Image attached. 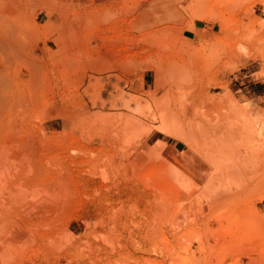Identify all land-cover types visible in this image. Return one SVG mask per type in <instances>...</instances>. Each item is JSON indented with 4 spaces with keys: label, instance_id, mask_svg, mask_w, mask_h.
<instances>
[{
    "label": "rangeland",
    "instance_id": "374dc122",
    "mask_svg": "<svg viewBox=\"0 0 264 264\" xmlns=\"http://www.w3.org/2000/svg\"><path fill=\"white\" fill-rule=\"evenodd\" d=\"M6 4L3 11L9 10L5 14L7 19L12 18L9 23L18 22L23 33L20 39L27 44L24 46L38 50L39 58V49L53 52L46 59L47 67L52 60L60 64V77L45 78L42 92L38 91L48 99L46 109L40 112L46 120L43 125L35 121L69 135L61 142L59 163L51 162V167L63 173L69 203L75 196L70 209L78 237L77 241L62 245L60 254L54 253L58 256L57 264H264V183L256 187L258 190L252 187L253 193H245L239 200L229 198L227 205L217 203L227 193L221 192L213 197L212 203L218 206L215 204L211 212L202 201L203 213L209 217L204 222L198 220L195 195H183L182 190L179 194L174 186L169 187L176 167L180 170L183 163L184 172L185 164L200 160L202 151H213L208 142L188 140L191 124L197 133L199 128L224 120L226 128L233 125L232 129L239 126L254 131L264 121V0H7ZM232 33L237 34L231 36ZM148 89L155 94L152 100ZM53 99L57 102L52 103ZM165 99L170 109H179L175 114L180 115L176 123L180 125L181 130L176 129L182 135L180 138L174 137L175 129H165V124L159 127L158 112ZM214 108L225 116L223 121L221 114L213 112ZM117 114L144 123L138 137L141 143L135 146L131 142L124 148V160L116 142L103 144L107 149L102 148L94 127L101 115H110L114 121ZM260 139L264 140V130ZM235 140L242 150L245 142ZM262 151L260 160H264ZM219 152L216 151L217 155ZM226 154L230 156L226 158ZM232 155V151L221 150L219 157L230 159ZM105 159L112 167L106 169L108 179L102 180L94 172V160ZM207 168L204 163L200 172ZM222 183L219 180L215 186ZM120 188L127 190L121 196L127 200L121 211L103 204L118 197ZM169 189L177 194V199L172 200L189 206L186 211L171 213L174 217L170 223L166 218L155 217L156 206L168 203ZM130 190L135 192L130 194ZM99 202L101 206L97 205ZM133 205H137L135 209ZM79 216L88 217L87 226L78 222ZM99 219L100 226L105 219L108 223L116 222L114 225L122 228L123 238L110 232L107 235L112 240L108 236L101 239L102 228H95ZM98 232L101 238L94 235Z\"/></svg>",
    "mask_w": 264,
    "mask_h": 264
},
{
    "label": "bare ground",
    "instance_id": "6f19581e",
    "mask_svg": "<svg viewBox=\"0 0 264 264\" xmlns=\"http://www.w3.org/2000/svg\"><path fill=\"white\" fill-rule=\"evenodd\" d=\"M5 2L7 3V0H0V264H57L58 256H56V254H54V253H57L58 251H60L61 248H63L62 245L66 244L68 242H71V240L72 241L76 240V238L78 237L75 235L76 228H75V225L72 224V221L73 220L75 221V218L72 214V210L70 209L71 206H73L75 203V202H73V201H75L74 200L75 196L74 197L72 196L73 199L70 197L72 200H71V203H69V199H67L65 196V193L68 194L67 189H65V186L67 188L68 184L65 182V178L63 177L64 175L61 171H57L56 169L54 170L53 169L54 166L51 167L52 166L51 162L58 160L57 163H59V154L61 152L60 146L62 144L61 142H63V139H65L69 135L65 134L64 132H61V131H59V132L54 131L53 130L54 128L52 129L51 126L47 127V124L43 127L40 124H36V122H39L42 124L46 120V119L40 117V112L45 110L47 105H48V99H46V96L39 93V92H42V90H41V88H42L41 85H43L42 82L45 78H48V77H49V79L52 80V78H50L52 75H53L52 76L53 78L60 77L59 76L60 75V64H58L59 62L57 63L56 61H53L51 59L52 60L51 66L47 67L48 65L46 64V59L51 58V56L54 54L53 52L47 51L46 49H39V52L42 53L40 58H39L37 53H36L38 50H35V48L34 49L33 48H26L27 44H23L22 38L20 39V35H23V33L20 32L18 22H16L15 25L12 22H10V23H12L10 25L8 19H12V18L7 19L6 15H5L9 10L6 11V13L3 11V5L6 4ZM49 4H47V5H49ZM50 5L52 6L53 4H50ZM4 8H6V7H4ZM240 9H242V8H240ZM242 11H243V9H242ZM1 12L5 16L2 15ZM11 12H13V11H11ZM14 19H13V22H15ZM16 21H18V17H17ZM16 24H17V26H16ZM225 32H226V30H225ZM25 33H26V31H25ZM235 34H237V33H234V35ZM234 35H233V33L231 34V36H234ZM228 36H229V34H228ZM228 36H225V37H228ZM228 50H230V49H228ZM229 52L227 51V53H229ZM57 54H55L56 57L61 55V54H58V56H57ZM59 58H61V56ZM60 60H62V59H59L58 61H60ZM66 62H64V60H63V63H66ZM63 67H65V66H63ZM70 69H71V67L68 70H70ZM160 69L161 68H159V72H160ZM68 70H66V71H68ZM161 71H163V70H161ZM164 71H165V68H164ZM169 71H170V68H169ZM67 74H69V73H67ZM164 75H166V74H164ZM148 90H150V89H148ZM147 93H148V95H150L149 91H147ZM151 94L152 95L149 98H151V100H152L153 96L155 94L152 91H151ZM54 102H57L56 99H53L52 103H54ZM163 103H164V101H163ZM166 103H167V100H166L165 104ZM165 104H163V109H161V111L158 112V114H159L158 116H159V120H160V123H158L159 127L161 125L163 126L165 124L167 127V128L165 127V129H168V128L169 129H175L174 131H176V132L173 133L174 137L180 138V137H182V135L179 134L180 132H178V130L179 131L181 130L180 125L176 124L178 121L177 117L179 118L180 115L177 116L175 114L176 113L175 111H179V109H175V110L170 109L169 103H167L168 105L167 104L165 105ZM155 105L158 106L159 104L158 105L155 104ZM157 109H159V108H157ZM214 109H212V110H214ZM213 112L217 113L218 111H216V109H215V111H213ZM218 113L221 114L220 112H218ZM196 115H198V114H196ZM204 115H207V114H205V112H204ZM204 115H202V117H205ZM193 116H195V114ZM200 116H201V113H200ZM221 116H222V114H221ZM221 116H219L220 119L223 117L225 118V116H222V117ZM216 117H218L217 114H216ZM216 117H215V119H216ZM133 118L132 117L129 118L128 115L123 116L122 114H117L116 116H114L115 120L111 121V120H113V118L110 117V115H101L100 119H99V124H97V126L95 124V126H94L96 128V131L94 130L95 133L98 134V136H100V138H101V141H100L101 143H99V144H101V145L107 144L108 145V144H113L116 142L118 145V148L120 147L119 148L120 149V154H119L120 158L123 159V154H124L123 149L124 148L129 147L131 142L135 146H138L141 143L140 139L138 137H139L140 132H141V127H144V126H141V123L142 124H144V123L138 122L141 120L136 121ZM205 118L207 119V116ZM229 119H231V118H229ZM92 120H94V117ZM187 120H188V118H187ZM187 120H185V123ZM221 120L223 121V119H221ZM96 121H97V119H96ZM201 121H203V120L201 119ZM65 122H66V120H65ZM191 122H193V121H191ZM218 122H220V121H218ZM224 122H226V120H224L223 122H221L219 124L213 125V126L202 127V128L198 127L200 129L199 133L195 132L196 129L193 130L192 124L190 125L191 127L188 128V132H187L188 140L189 141H198V140L200 141V139H201L205 142H208L209 143L208 148H212L213 151H210L209 153H208L209 149H208V151L206 150L207 153H205L206 151L205 152L202 151L203 154L199 155L201 157V159L200 160L197 159L194 164H191V163H190V165L185 164V166H187V168H185L184 172H182V170L184 169L183 163L180 167L182 170L181 169L179 170V168L176 167V169L173 171V175H172L173 180L172 179H171L172 181L170 180L171 183H170L169 187L174 186V188L176 189V191L179 194L182 190L183 195H189V194L195 195V197H196V206L195 207H196V211L199 214L198 220H200L202 222H204L205 219H207V217H208L207 215H204V213H203L204 205L202 204V201L205 202V204L208 206V208H207L208 211L211 212L213 210V207L215 206V204L217 205V203H221V202L222 203L224 202L223 204H226V203L229 204V200H232V201L239 200V197L241 195H244L245 193H246L245 195H247L248 193L250 194L252 192V191L250 192V190H253L254 187L255 188L258 187V185H260V183L261 184L264 183V160L259 159V154L262 151V149H264V143L260 144V141L264 142V140L260 139V132H261V130H264V121H262L260 128H258V130H254V131L250 130L249 128H248L249 131L243 130V128L241 129V127H239V126L238 127L234 126V129H232L233 125L231 126L230 124H229L230 125L229 128H226L223 125ZM198 123H200V122H198ZM206 123H207V121H206ZM234 125H237V124H234ZM185 126H186V124H185ZM156 128L158 129V127H156ZM176 129H178V130H176ZM90 133H92V132H90ZM250 133L253 134L252 138H250ZM92 136H94V135H92ZM236 138H240L242 140V142L243 141L245 142L244 147H242V150L240 149V146L237 143L238 140L237 141L235 140ZM189 141H187V142H189ZM202 144H203V142L201 143V145ZM119 145H121V146H119ZM134 145H131V147ZM102 148L107 149L106 145H103ZM203 148L205 150V146ZM206 148H207V146H206ZM218 150H220V152H221V150L232 151L234 155H232V157L230 159H225V158L223 159L222 157H219L220 152L217 155L216 151L218 152ZM262 152H264V151H262ZM228 155L229 154H226V158H228L227 157ZM260 155H262V154H260ZM97 156H99V155H97ZM221 156H222V153H221ZM105 157L109 158L108 155H105ZM61 161H62V159H61ZM94 161H95L94 169H96L97 171H94V170L93 171L96 172L97 175L101 176L102 180L108 179V178H106L107 177V172H106L107 170L106 169L108 166H111V164H109L108 160L105 159L104 162L96 161V160H94ZM176 161H178V160L176 159L175 162ZM204 163L208 165V168L205 170V172L202 173V172H200V170L203 168ZM69 167L70 166H68V168ZM55 168H57V167H55ZM71 169H72V171H74L73 166ZM115 171H113V172H115ZM110 172L112 173V170ZM113 174L114 175H112V174L111 175L115 177V173H113ZM116 175L118 176L119 174L116 173ZM116 178H119V177H116ZM219 180L223 181L222 185L215 186L217 181H219ZM118 182H119V180H118ZM228 183H230V185ZM119 184H120V182H119ZM262 185H264V184H262ZM262 185H261V188L264 187ZM252 187H253V189H251ZM261 188H260V190H261ZM73 190H74V192L72 191V194L75 195V187ZM256 190H258V189L256 188ZM256 190H254V191H256ZM126 191H127L126 189L119 190L118 191V193H119L118 197H116L114 200L110 199L111 201L109 203L106 201L107 203L104 202L103 204H107L111 207H116L115 209L121 211L124 203H126L125 201H127V200H125L124 197H121V196L125 195L124 193ZM168 191H169L167 194L168 199H169L168 203L166 205H162V203H161L160 206L157 204L159 207H161L160 209L158 206L155 205V202H154V206H156V208H158L156 210V214L157 213L158 214L155 215V217L156 218L158 217V218L157 219L155 218V219L159 220V216H160L161 218H166L167 219L166 221H169L168 223H170L171 218L173 220V217H174V216H171L172 215L171 213L176 214V212L180 209H183L186 211L189 208V206L185 202L181 203V202H176V201L172 200L174 197L177 196V194L172 189H169ZM223 191L227 192V193L222 194L223 199L221 198V201H219L217 203H214V202L212 203L213 197L219 196L220 193ZM68 192H69V190H68ZM134 192L135 191L132 190L130 192V194L131 193L133 194ZM162 194H163V192H162ZM153 195H154V193H153ZM260 195H262V193ZM155 196H156V194H155ZM155 196H153V197H155ZM163 196H160L161 199ZM160 197H159V199H160ZM133 198H136V197L133 196ZM155 198H153V199H155ZM176 199H177V197H176ZM243 201H245V200H243ZM246 201H248V200H246ZM145 202H146V200H145ZM130 203L135 204L137 202H135V203L130 202ZM187 203H189V202H187ZM89 204H91V203H89ZM132 204H130V205H132ZM223 204L221 206H224ZM97 205L101 206L100 202ZM136 206L133 205L131 207H134V209H135ZM230 206H232L231 203H230ZM93 207H94V205H93ZM110 209L112 211V208H110ZM87 211H85V212L87 213ZM96 211H98V210L96 209ZM131 212H132V210H131ZM197 212H196V214H197ZM89 214H90V212H89ZM86 215H88V214H86ZM95 215H93V217ZM140 215H141V213H140ZM108 217H110V216H108ZM111 217H113V216H111ZM115 217L119 218L120 216L116 215ZM168 217H170V218H168ZM87 218H88L87 216H79L77 220L80 224L84 223L85 224L84 226H87L88 225L87 224L88 222L86 221ZM108 219H111V218H108ZM113 220H114V218H113ZM98 222L100 224L98 223L99 225L95 226V228L96 227L102 228V230H103L102 234H104V237L101 238L102 236L100 235L101 233L99 234V232L97 234L93 233L94 235H97L101 239H104L108 236L107 234H110V232H111L112 235L116 234L120 238H123L122 234H124V233L122 231V228L121 229L117 228V225L116 226L114 225V224H116V222L111 223V221H110L108 223L105 219L102 221V224H103L102 226H100L101 225L100 219L98 220ZM165 223L167 224V222H165ZM93 224L95 225V223H93ZM132 224H135V226L137 225L134 222ZM124 225H125V223H124ZM158 226H159V224H158ZM92 227H93L92 230L95 229L94 226H92ZM136 227H138V226H136ZM139 228H140V226H139ZM93 234H91V235H93ZM108 237L110 239L112 236L110 237V235H109ZM106 240H104V241L106 242ZM110 240H112V239H110ZM109 242L111 243V241H109ZM109 242H107V243H109ZM53 243H55V244H53ZM84 244H86V243H84ZM67 245H69V243ZM87 245H89V244H87ZM82 247H84V246H82ZM111 247H113V249H115L114 246H111ZM139 248H140V246H139ZM119 251H120V249H119ZM117 253H118V251H117ZM58 254H60V252H58ZM118 254H120V253H118ZM170 254L172 255V253H170ZM28 255H33V256H28ZM33 258H35L34 259L35 261L33 260ZM17 259H19V260L17 261ZM119 259L120 258H118V260Z\"/></svg>",
    "mask_w": 264,
    "mask_h": 264
}]
</instances>
